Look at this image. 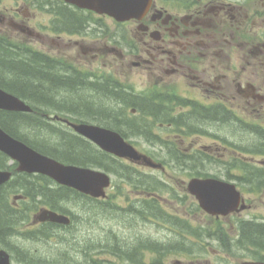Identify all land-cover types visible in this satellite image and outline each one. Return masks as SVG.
Segmentation results:
<instances>
[{"label": "flooded vegetation", "instance_id": "af4514ba", "mask_svg": "<svg viewBox=\"0 0 264 264\" xmlns=\"http://www.w3.org/2000/svg\"><path fill=\"white\" fill-rule=\"evenodd\" d=\"M6 70L36 73L58 86L39 98L19 94L0 79V87L34 106L30 119L37 132L58 136L54 147L69 139L82 151L81 160L89 148L102 156L74 128L89 124L119 133L141 151L129 138L177 136L170 131H183L186 116L210 129L221 119L243 122L236 111L264 113V0H152L143 18L123 23L63 0H0V72ZM84 92L97 96L96 114L88 115L83 103L71 106ZM103 100L113 105L111 111ZM191 149L213 152L205 145ZM21 182L2 186L15 212L20 199L9 191ZM228 217L227 242L243 248L241 232L247 228L233 225L243 223L241 212ZM251 222L263 224L264 218L252 216ZM33 228L65 229L49 222Z\"/></svg>", "mask_w": 264, "mask_h": 264}, {"label": "rangeland", "instance_id": "374dc122", "mask_svg": "<svg viewBox=\"0 0 264 264\" xmlns=\"http://www.w3.org/2000/svg\"><path fill=\"white\" fill-rule=\"evenodd\" d=\"M81 97V101H73L71 106L83 103L93 104L95 108L101 107L96 100V95L90 96L89 93L84 92L81 93ZM105 102L103 100L102 104L111 111L113 105ZM236 113L240 120L246 121L245 123L264 128V113L258 114L255 111H236ZM200 120L198 118L197 121L191 116L184 117V124L182 127L180 126L183 131L178 129L175 133L170 131V134L177 136L168 137L166 134H162L161 139L149 141L145 138H129L142 150L145 149L156 161H162L164 169L161 172L137 167V172H133L131 175V181L138 175H145L151 179H140L139 184L135 183L134 186L129 183L131 181L115 179L113 176L112 181L117 186L114 190L107 191V201L116 202V207H120V210L105 212L101 208V203H97L98 206H96V203L92 205L83 200L67 201L61 206L75 218V227L59 232L54 231L49 240H34V238L30 239L27 236L28 239L24 236L23 233L34 226L32 217L27 216L24 224L19 227L20 233L18 232L9 241L14 258L13 264H28L27 260L30 262L38 258H47L52 264H152V259L158 258V256L153 255L149 249H143L142 246L145 244H148L147 247L158 244L181 248L175 251H171L169 248L167 253L160 256L161 264H239L244 260H252L254 249L242 248L238 250L236 245L229 243L228 250H225L224 245L218 241L206 239L205 234L208 231L217 233L219 227L225 231L229 217L220 218L222 220L220 222L214 221V218L199 209L196 201L187 193L186 184L190 178L200 174L219 180L234 181L243 195V199L247 202V206H250L248 210L241 212V217L246 219L255 215L259 219L264 218V188L255 192V190H251L253 187L250 185L236 182L233 177L240 176L242 173L224 165V163L234 160H240L243 166L247 161L254 164L253 167L261 165L259 162L264 161V157L244 153V148L257 147L258 144L255 142L258 138L255 137V133H252L254 131H248L240 121L233 120L227 124L213 122L209 129V126L204 128L205 122ZM195 129L198 131L195 132ZM208 129L210 133H208ZM29 135L36 140L45 141L49 147L60 140L58 136L45 132L34 131L29 132ZM144 140L148 143H145ZM200 145L210 146L213 151L210 154L207 153L211 155L210 160H207L202 154L193 153L195 150L191 147L195 149ZM142 150L138 149L141 153ZM188 152H192L193 156L198 154L197 157L203 162L199 161L191 169L192 162H187L183 158ZM203 153L206 152L203 151ZM241 155H244L246 159ZM250 157L254 158L250 159ZM122 164L132 165L130 162ZM141 185L151 193L157 191L159 195L157 201L170 216V221L149 219L148 215L144 218L141 212L127 214L126 209L122 208L128 202L133 204L134 209L140 207L136 203L141 196L147 197L141 192ZM29 207L31 205H27V208ZM40 207L41 205H35V209L34 207L33 209L38 211ZM179 218L187 220L193 229H197L196 234L187 235L188 238L180 236L181 227L175 225V221ZM150 247L152 249V246ZM182 247L187 248L188 252H183ZM117 250L118 252H116ZM121 254H123L121 257L123 262L117 260V258L120 260L119 255ZM128 255H134L135 261L127 260L126 256Z\"/></svg>", "mask_w": 264, "mask_h": 264}, {"label": "water", "instance_id": "95a60500", "mask_svg": "<svg viewBox=\"0 0 264 264\" xmlns=\"http://www.w3.org/2000/svg\"><path fill=\"white\" fill-rule=\"evenodd\" d=\"M79 8H87L106 14L117 21L141 18L147 11L150 0H64ZM0 109L8 111H29L17 98L0 90ZM75 130L97 144L102 150L130 161L142 160L150 167H158L127 144L117 133L88 125L74 126ZM0 151L18 162L17 170L39 173L50 177L58 184L74 188L93 197L103 196V189L109 185L105 173L88 168L64 166L48 158L24 143L12 138L0 129ZM10 177L9 172L0 171V185ZM188 192L195 196L200 207L212 215H226L237 210L240 202L235 186L215 179H192L187 185ZM243 205L240 210L244 209ZM39 221L67 223V218L54 212L43 210L37 216ZM0 264H8V257L0 252ZM241 264H264L263 262H242Z\"/></svg>", "mask_w": 264, "mask_h": 264}, {"label": "trees", "instance_id": "16d2710c", "mask_svg": "<svg viewBox=\"0 0 264 264\" xmlns=\"http://www.w3.org/2000/svg\"><path fill=\"white\" fill-rule=\"evenodd\" d=\"M41 75H38L36 73H17L15 71H2L0 72V79L9 82L10 85H12L19 94L24 93L28 95H33L39 98L42 97H48L53 94L54 90H57L58 86L55 87V89L50 85V83L40 77ZM47 85L50 87L48 88ZM3 88V87H2ZM5 89V88H4ZM13 89H8L14 93H17ZM17 93V94H18ZM88 115L96 114L98 112V109H95V106L93 104L87 105ZM102 111V110H99ZM103 115L107 114V110H103ZM109 114V113H108ZM104 119H107V117H102ZM0 127L6 131L11 136L23 141L30 147L45 153L47 155H50L55 158H59L62 161H81V166L85 167H94L99 168L101 170L107 171L117 177L123 178L127 180V182L131 181V175L133 172H136L133 167L129 165H124L118 160L112 158L111 156L107 154H103L102 156L97 154L96 152H93L92 149H88V151H85V154L87 155L86 160H81L82 151L79 153V147L72 143V140L65 139L62 141L60 145H55L56 147H49L46 143L42 145L36 144V139H34L31 135H29V132H34L37 129L36 123H34L29 116L19 114V113H12V112H0ZM256 134L258 140L255 142L257 145V154H261L264 156V132L263 130H257ZM37 135V134H35ZM42 141V140H41ZM259 142V143H258ZM187 157V156H185ZM8 159L6 156L0 153V169L7 167ZM14 166H12L10 169H13ZM241 172L244 173V178L247 177V181L253 183V184H259L260 181H258L259 178L264 177V170L255 169L252 167H244L242 166ZM18 176L16 175V178ZM42 178V177H39ZM238 180L240 177H236ZM140 179H151V177H147L145 175H138L135 177V179L131 182L133 186L136 184H139ZM152 180H155L152 178ZM252 180V181H251ZM50 181H36L37 186L40 187L36 191L37 196L39 198L44 199L45 204L49 205L52 208H57V205L60 201H74L76 198H79V195L76 194L73 191H69L67 189H63L61 187H55L54 190H47L48 183ZM125 182V181H124ZM157 182V181H152ZM136 183V184H135ZM141 192L144 193H150L143 185H141ZM44 189V190H43ZM157 192V191H155ZM140 204V207L138 209H134L133 204H124L123 207H126L127 214H131L132 212H141V215H144V206L150 208L151 210V218L157 221L161 220H168L170 221V216L165 213V211L161 208L160 203H158L157 199L154 197L151 199H141L137 202ZM105 208V212H109L112 210L113 212L120 210V207H116V202H105L103 203ZM125 209V208H123ZM134 209V211H133ZM16 217V213L12 211L6 204L5 199L0 198V242H4L8 236H10V229L15 225V220L13 218ZM175 225L181 227L182 232L181 234H190L194 235L196 234V230H194L190 225H188L185 221H175ZM244 225V224H243ZM246 226L247 230L245 229L243 231L244 238H246L247 242L245 243L246 246L253 247L255 249H258L259 252H264V225H261V229H254V224L247 223ZM28 237H32L31 233H26ZM206 238H213V235L209 232L206 234ZM219 240V238H218ZM143 249L147 248L146 246H142ZM183 248V247H182ZM169 247H163L158 244L152 245V253L156 254L158 257L162 256L163 253L167 252ZM181 249V248H180ZM170 250H177L175 246L170 247ZM183 252H188L187 248L182 249ZM118 252V250L116 251ZM123 254L119 255L120 260L123 261L121 258ZM254 255L260 260H264V256H259L257 253H254ZM127 260L135 261L134 255H128L126 256ZM262 258V259H261ZM119 261V259H118ZM152 264H161L160 259H156Z\"/></svg>", "mask_w": 264, "mask_h": 264}, {"label": "bare ground", "instance_id": "6f19581e", "mask_svg": "<svg viewBox=\"0 0 264 264\" xmlns=\"http://www.w3.org/2000/svg\"><path fill=\"white\" fill-rule=\"evenodd\" d=\"M60 80V79H59ZM9 238V236L7 237V239Z\"/></svg>", "mask_w": 264, "mask_h": 264}]
</instances>
